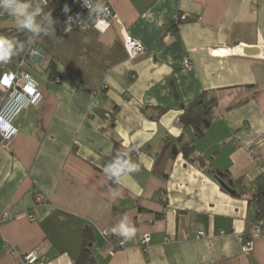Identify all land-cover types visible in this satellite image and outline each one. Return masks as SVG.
<instances>
[{"label":"crops","instance_id":"obj_1","mask_svg":"<svg viewBox=\"0 0 264 264\" xmlns=\"http://www.w3.org/2000/svg\"><path fill=\"white\" fill-rule=\"evenodd\" d=\"M108 2L117 18L103 33L36 36L47 61L31 73L44 97L14 118L11 144H0V212L11 216L0 226V264H19L10 247L40 249L38 264H75L85 247L93 264H264V219L249 201L264 176V59L238 54L264 46V0ZM122 26L144 46L136 58ZM200 95L216 106L196 137L178 118ZM182 136L201 161L178 155L156 166L165 141ZM116 144L141 152L130 164ZM209 170L240 180L242 194L225 191ZM102 230L124 247L109 252Z\"/></svg>","mask_w":264,"mask_h":264},{"label":"built area","instance_id":"obj_2","mask_svg":"<svg viewBox=\"0 0 264 264\" xmlns=\"http://www.w3.org/2000/svg\"><path fill=\"white\" fill-rule=\"evenodd\" d=\"M7 4V7H5ZM30 15L32 35L26 44H23V55L15 62L14 67L9 68L6 64L0 66V144L9 146L17 133V128L13 124L14 118L23 110L30 106H37L42 101L44 95L39 89L38 81L33 77L31 70L41 68L47 61L46 51L39 46L36 36L43 29H53L60 35H65L74 27L82 30L96 29L99 32L107 31L116 20L117 16L114 8L108 0H64L60 4L48 8V0H0V17L16 15L25 17ZM184 18L183 15H179ZM123 47L129 59L136 58L144 53V46L133 38L122 26L119 29ZM171 32L163 35V40L171 38ZM260 52L255 57L264 59V46L259 47ZM183 70L188 71L193 67V63L188 54L182 59ZM7 81L5 83L4 81ZM54 80L58 81L55 77ZM113 110H107L104 115L106 123L112 118ZM140 149L133 150L131 159L135 162L140 154ZM36 202H41L43 196L36 194ZM30 221L34 220L32 214L27 215ZM11 216L3 211L0 212V226L9 221ZM260 231V225H255L251 230L250 238L244 242V250L252 248V238ZM106 238V245L109 252L124 247L122 239H114L110 234L102 230ZM204 234L197 231L195 238H200ZM185 238L191 236L185 234ZM148 233L140 237V246L145 252L149 244ZM10 255L19 257V264H38L42 251L38 248L23 252L15 247H10Z\"/></svg>","mask_w":264,"mask_h":264},{"label":"trees","instance_id":"obj_3","mask_svg":"<svg viewBox=\"0 0 264 264\" xmlns=\"http://www.w3.org/2000/svg\"><path fill=\"white\" fill-rule=\"evenodd\" d=\"M64 0H48V8H52L60 4ZM33 25L30 20L26 21L23 25L16 28H1L0 29V48L7 49V55H0V66L6 64L9 68L14 67L15 62L23 55V44H26L32 35ZM216 106L215 99L207 98L204 95H200L192 103L183 107V111L180 114L178 121L183 128H190L194 131L196 137L201 136L210 126L212 119L214 118V108ZM120 148L117 144L114 146V152L117 156L120 152L123 155H118L125 157L130 164L133 163L131 155L133 149ZM126 151L127 153L123 152ZM127 154V155H126ZM181 155L183 159L187 162H194L196 159L201 161L200 157H197L194 153L193 148V139H187L182 137L174 138L165 141L162 150L157 154L155 159V164L160 165L168 157L175 158L176 156ZM215 178L218 180L216 171H212ZM163 174V173H162ZM164 175V174H163ZM240 180L234 181V193H228L238 196L242 193L235 190L236 183H240ZM252 186L255 191L250 197L249 201L253 202L256 205V219H264V176L260 174L253 182ZM91 249L85 247L82 251V256L78 262L75 264H93V258L90 253Z\"/></svg>","mask_w":264,"mask_h":264},{"label":"water","instance_id":"obj_4","mask_svg":"<svg viewBox=\"0 0 264 264\" xmlns=\"http://www.w3.org/2000/svg\"><path fill=\"white\" fill-rule=\"evenodd\" d=\"M260 52L258 46H246L242 45L238 48V54L243 56H256ZM216 175L218 177V182L220 185L230 193H234V180L230 177V175L225 171L216 170Z\"/></svg>","mask_w":264,"mask_h":264},{"label":"rangeland","instance_id":"obj_5","mask_svg":"<svg viewBox=\"0 0 264 264\" xmlns=\"http://www.w3.org/2000/svg\"><path fill=\"white\" fill-rule=\"evenodd\" d=\"M30 15L25 17H19L16 15H10L8 17H0V29L1 28H16L23 25L26 21H28Z\"/></svg>","mask_w":264,"mask_h":264},{"label":"clouds","instance_id":"obj_6","mask_svg":"<svg viewBox=\"0 0 264 264\" xmlns=\"http://www.w3.org/2000/svg\"><path fill=\"white\" fill-rule=\"evenodd\" d=\"M5 7H7V4H5ZM0 43H3V42H0ZM0 55L6 56L7 55V49L0 48ZM123 231L125 233H127L128 229L127 228H123Z\"/></svg>","mask_w":264,"mask_h":264},{"label":"snow or ice","instance_id":"obj_7","mask_svg":"<svg viewBox=\"0 0 264 264\" xmlns=\"http://www.w3.org/2000/svg\"><path fill=\"white\" fill-rule=\"evenodd\" d=\"M4 82H5V83H7V81H6V80H5Z\"/></svg>","mask_w":264,"mask_h":264}]
</instances>
